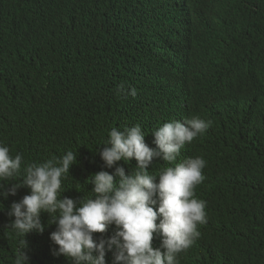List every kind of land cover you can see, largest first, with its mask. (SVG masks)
Segmentation results:
<instances>
[{
	"label": "clouds",
	"instance_id": "1",
	"mask_svg": "<svg viewBox=\"0 0 264 264\" xmlns=\"http://www.w3.org/2000/svg\"><path fill=\"white\" fill-rule=\"evenodd\" d=\"M34 1L26 0L23 7ZM263 2L119 0L110 15L98 9L91 39L101 35L106 22L118 37L137 46L140 86L137 91L120 87L125 98L137 96L117 104L94 82H84L73 103L71 95L54 103L53 92L44 88L24 107L53 140L60 132L68 139L67 134L74 138L101 130L106 141L98 149V161L114 171L92 174L91 197L73 199L63 195L62 185L77 162L76 153L21 169L22 155L13 157L0 145V197L12 196L8 227L22 237L15 264H28L25 236L43 233L44 222L55 229L49 234L56 246L52 254L71 264H203V255L190 250L216 220L210 208L215 188L207 181L218 162V126L227 120L224 111L209 106L234 102L237 89L226 81L217 58L236 52L241 36L264 35V28L249 24ZM259 14L260 25L264 8ZM96 42L102 54L96 66L112 71L113 41ZM234 149L228 153L232 163ZM110 225L116 228L113 236L95 235Z\"/></svg>",
	"mask_w": 264,
	"mask_h": 264
},
{
	"label": "trees",
	"instance_id": "2",
	"mask_svg": "<svg viewBox=\"0 0 264 264\" xmlns=\"http://www.w3.org/2000/svg\"><path fill=\"white\" fill-rule=\"evenodd\" d=\"M25 1L0 0V145L7 146L13 157L22 155L21 169L59 158L67 151L76 153L77 162L70 166L62 193L87 199L92 195L88 183L91 175L114 171L98 161L105 134L96 130L74 138L67 134L66 139L60 132L53 140L28 116L24 102L32 95L43 94L46 88L53 92L54 103H64L70 95L73 103L84 82H94L117 104L134 99L137 95L125 98L120 87L137 91L140 86L137 46L118 37L106 22L101 35L91 39L92 17L99 8L110 15L109 9L116 10L119 0H36L28 9L23 7ZM263 8L264 2L259 10ZM259 10L249 24L261 29L264 21L258 24ZM239 39L241 47L236 52L217 58L226 81L237 85L236 99L209 106L224 111L227 120L218 126L222 132L215 137L220 150L215 153L218 162L207 181L215 188L210 190V208L216 220L190 250L203 255V264H264V93L260 92L264 85V35ZM98 40L106 44L113 41L114 50L109 55L115 62L112 71L96 66L102 57L95 48ZM77 118L80 122V116ZM97 119H103L102 112ZM227 133L230 135L225 138ZM232 147L236 163L228 156ZM11 197H0V207L4 208L0 211V264H15L18 241L22 239L8 227L6 212ZM44 224L43 233L25 236L28 264H71L65 257L52 254L56 246L49 234L55 229ZM115 231L110 225L104 233L95 235L110 238Z\"/></svg>",
	"mask_w": 264,
	"mask_h": 264
}]
</instances>
